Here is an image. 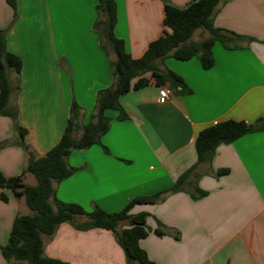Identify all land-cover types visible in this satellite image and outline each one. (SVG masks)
I'll return each instance as SVG.
<instances>
[{"label": "crops", "instance_id": "1", "mask_svg": "<svg viewBox=\"0 0 264 264\" xmlns=\"http://www.w3.org/2000/svg\"><path fill=\"white\" fill-rule=\"evenodd\" d=\"M190 1L115 0L114 33L132 57H139L162 32L164 2L182 7ZM96 3L16 0L12 21L11 7L0 0V29L5 30L7 49L22 62L19 89L16 74L9 73V103L17 107L16 122L26 130L24 143L35 156L60 138L72 99L80 106L78 122L84 124L98 90L112 83L114 53L101 46L92 29ZM213 24L254 39L237 40L230 47L216 41L209 68H203L196 56H165L159 67L180 76L189 92L171 90L161 102L159 86L151 80L121 95L127 118L119 120L117 111L106 110L110 123L101 144L72 149L67 162L75 170L53 183L57 198L86 211L94 205L119 211L134 196L162 191L155 203L131 209L149 213V233L139 245L156 264H264V129L219 144L209 161L197 162L194 147L197 133L212 123L264 122V0H219ZM207 36L206 29L197 28L189 41ZM6 121L0 115V139L6 136ZM11 134L18 143L15 126ZM27 156L19 144L4 148L1 171L6 176L20 174ZM222 168L228 172L218 175ZM182 174L186 175L179 188L169 190ZM22 181L35 184L28 172ZM2 205H8L4 211ZM2 205L5 229L17 214L30 213L23 197L10 196ZM156 220L163 225L162 235L154 233ZM7 238L6 234L0 244ZM43 241L46 256L67 264H126L113 233L104 228L77 230L64 222ZM0 264H9L1 253Z\"/></svg>", "mask_w": 264, "mask_h": 264}, {"label": "trees", "instance_id": "2", "mask_svg": "<svg viewBox=\"0 0 264 264\" xmlns=\"http://www.w3.org/2000/svg\"><path fill=\"white\" fill-rule=\"evenodd\" d=\"M12 9V21L16 18V0H5ZM219 0H191L182 7L168 2L163 4L162 32L151 40L143 54L132 57L125 48L124 41L114 33L116 23L115 0H97L96 18L92 23L97 32L101 46L114 53L110 60L112 83L98 90L94 110L88 122H78L80 106L72 99L69 105L67 123L58 141L43 155L35 156L24 143L26 130L16 122L17 107L9 106L12 84L9 73L16 74L15 89H19L21 59L10 52L6 46L5 30L0 29V115L14 119L18 131V144L27 152V160L22 172L18 175L6 176L0 170V200L8 202L10 196L23 197L29 214H17L12 221L7 241L0 244V253L9 264H67L57 258L48 257L43 251V237H51L57 226L67 222L77 230L104 228L113 236L122 248L126 264H156L147 252L139 245V240L149 233L146 219L149 213L139 211L132 213L137 204L155 203L162 191L149 195L132 197L119 211L109 212L97 205L86 211L74 202L60 200L55 195L53 183H57L75 170L67 162L72 149H84L93 144H101V136L109 129L110 118L105 111H117L116 118H127L120 104L121 95L130 90L142 88L151 80L157 86L167 84L175 92H189L180 76L158 65L165 56L171 55L178 60H187L196 56L203 68L213 65L212 46L218 41L225 47L237 40H253L254 38L217 27L213 24V14ZM204 28L208 36L198 42L189 41L193 31ZM248 123L244 120L227 119L212 123L202 128L194 139L197 162L209 161L215 148L221 143H229L246 133L264 129V122ZM80 130L78 136L75 133ZM103 150L108 152L102 145ZM28 172L35 178V184L28 185L22 181V175ZM228 169L217 170V174L227 173ZM186 174H182L169 190H177ZM205 192L200 191L202 195ZM84 217L83 220L80 218ZM154 233H164L161 222L156 220Z\"/></svg>", "mask_w": 264, "mask_h": 264}, {"label": "rangeland", "instance_id": "3", "mask_svg": "<svg viewBox=\"0 0 264 264\" xmlns=\"http://www.w3.org/2000/svg\"><path fill=\"white\" fill-rule=\"evenodd\" d=\"M196 36H197V33L194 34L193 38H196ZM8 105L10 106V103ZM3 117L6 118L8 123H7V121L3 123V132L5 133L6 136H4L5 138L0 139V154H1V151L4 148H7V147L8 148H12L13 146L18 145L17 140H15L13 136H11L12 135L11 133L13 132V129H14V126H15L14 125V119L12 117H10V116H3ZM9 124H11V126H9ZM3 159H5V157H3ZM1 161H3V160H0V163H1ZM1 202H3V201H0V205H2L4 203V202L3 203H1ZM2 206H3L2 208H3V211H4V208H7L8 205H2ZM3 211L0 210V240L6 234L8 236L9 231H10V226L5 229V226L3 225V219H2L3 216H4Z\"/></svg>", "mask_w": 264, "mask_h": 264}, {"label": "built area", "instance_id": "4", "mask_svg": "<svg viewBox=\"0 0 264 264\" xmlns=\"http://www.w3.org/2000/svg\"><path fill=\"white\" fill-rule=\"evenodd\" d=\"M157 89H158L159 101L163 102L169 98L171 93V89L169 87L159 86Z\"/></svg>", "mask_w": 264, "mask_h": 264}]
</instances>
